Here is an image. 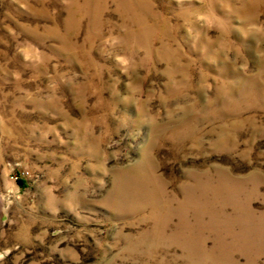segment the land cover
Wrapping results in <instances>:
<instances>
[{
    "label": "rangeland",
    "instance_id": "374dc122",
    "mask_svg": "<svg viewBox=\"0 0 264 264\" xmlns=\"http://www.w3.org/2000/svg\"><path fill=\"white\" fill-rule=\"evenodd\" d=\"M0 264H264V0H0Z\"/></svg>",
    "mask_w": 264,
    "mask_h": 264
},
{
    "label": "built area",
    "instance_id": "2783aa9c",
    "mask_svg": "<svg viewBox=\"0 0 264 264\" xmlns=\"http://www.w3.org/2000/svg\"><path fill=\"white\" fill-rule=\"evenodd\" d=\"M15 177V176H14ZM16 178H18L17 176H16Z\"/></svg>",
    "mask_w": 264,
    "mask_h": 264
}]
</instances>
